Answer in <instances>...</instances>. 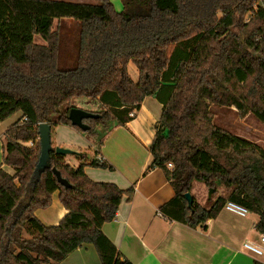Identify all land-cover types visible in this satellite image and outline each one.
Returning a JSON list of instances; mask_svg holds the SVG:
<instances>
[{
  "label": "trees",
  "instance_id": "trees-1",
  "mask_svg": "<svg viewBox=\"0 0 264 264\" xmlns=\"http://www.w3.org/2000/svg\"><path fill=\"white\" fill-rule=\"evenodd\" d=\"M10 25L0 60V123L22 116L6 131L0 165V264H58L73 251L93 244L102 264H134L104 234L124 195L113 182L92 180L86 165L113 169L94 157L75 167L67 155L51 151L48 166L37 170L39 125L66 124L90 137L100 126L112 127L136 118L146 97L163 105L145 173L161 168L175 195L160 207L169 220L206 228L228 202L258 214L264 233V146L215 124L213 105L254 115L264 125V0H112L98 4L64 0H0ZM10 9H7L5 7ZM80 21L75 65L59 66L60 29L55 19ZM3 25V26H2ZM36 35L45 43H38ZM139 71L133 80L129 64ZM79 97L98 100L99 118L90 129L69 118ZM56 114L57 118L52 119ZM33 142V144H30ZM172 164L170 168L168 165ZM14 169L9 173L2 166ZM53 168L70 186L62 185ZM195 181L215 191L205 205L184 193ZM227 188V195H218ZM68 213L48 226L36 215L52 203L53 194Z\"/></svg>",
  "mask_w": 264,
  "mask_h": 264
},
{
  "label": "crops",
  "instance_id": "crops-1",
  "mask_svg": "<svg viewBox=\"0 0 264 264\" xmlns=\"http://www.w3.org/2000/svg\"><path fill=\"white\" fill-rule=\"evenodd\" d=\"M134 65L133 62L129 64V72L133 80L138 81L139 71ZM132 67H135L134 72ZM95 101V105L87 102L86 107L96 109L100 103ZM162 111L161 102L155 97H146L136 118L125 125L115 122L100 135V144L97 138L70 125L58 124L52 128L59 137L58 146L84 151L87 155L84 161L90 162L96 157L113 165V169L86 165L84 170L92 180L113 182L124 190L135 188L131 200L124 195L116 218L103 224L104 234L122 256L134 264H264L263 256L246 247V243H260L261 233L256 228L258 214L249 211L242 215L224 207L216 218L208 221L206 228H192L169 220L160 212V207L174 197L175 191L161 168H153L147 173L145 170L152 159L150 147ZM21 116V112H17L0 123V165L4 156L5 133ZM246 128L264 131L251 125ZM261 140L256 137L255 142ZM70 155L75 157V161L69 158ZM77 157L71 153L66 160L78 167L83 161ZM2 167L11 174L15 172L5 164ZM228 193L229 190L222 195ZM67 213L59 199V191L53 194L50 206L35 211V215L48 226L59 224ZM58 264L102 263L96 248L90 243L73 251Z\"/></svg>",
  "mask_w": 264,
  "mask_h": 264
},
{
  "label": "rangeland",
  "instance_id": "rangeland-1",
  "mask_svg": "<svg viewBox=\"0 0 264 264\" xmlns=\"http://www.w3.org/2000/svg\"><path fill=\"white\" fill-rule=\"evenodd\" d=\"M64 1H70V2H83V3H91V4H98L99 0H64ZM114 4L116 5V8L118 10L123 9V0H112ZM9 9L7 6L5 7ZM10 11V9H9ZM0 17L4 20V22L7 23L8 19V25H10L11 15L7 16L6 11L4 8H2V3L0 2ZM3 26V25H2ZM60 29V49H59V66L62 69L71 68L75 65L78 50H79V36H80V22L78 20L72 19V18H62V19H55V25L54 28ZM0 32L4 33V36L6 33V29L1 28ZM3 38H0V60L4 57L5 50H6V40ZM36 42L38 43H45V41L41 38V36L36 35L35 37ZM135 66V65H134ZM135 68V67H134ZM132 67V72L133 69ZM87 102H89L92 105L96 104L95 99L87 98V97H79L74 99L72 102V105L75 107H80L86 110H90L93 112H98L102 110L103 108L99 104L96 109H89L87 108ZM213 113H214V122L215 124L222 126L226 129H228L231 132H234L240 136L246 137L249 136L251 140L255 141L256 137H260L262 140L259 141L258 144L264 146V131H258L254 130L253 128L249 131L248 128H246L248 125H251L254 128H259L264 130V125L254 116L249 115L247 117H241L235 108L229 109L224 108L220 106L213 105L211 107ZM12 117V116H11ZM57 115H52V119H56ZM115 121H112V124H114ZM99 128L102 129V134L105 133L107 129L103 128V126H100ZM52 145L53 147H57V134L55 131L52 132ZM97 140H99L100 137H95ZM248 138V139H250ZM60 139H63L60 137ZM81 156L85 154L84 151L80 152ZM80 155H78V159L80 160ZM69 158L72 161H75V157L70 155ZM194 191H193V197H195L197 202H201V204L205 205L207 201L210 199L209 197V191L204 183L195 181L194 183ZM227 188H222L221 194L225 193L227 191Z\"/></svg>",
  "mask_w": 264,
  "mask_h": 264
},
{
  "label": "water",
  "instance_id": "water-1",
  "mask_svg": "<svg viewBox=\"0 0 264 264\" xmlns=\"http://www.w3.org/2000/svg\"><path fill=\"white\" fill-rule=\"evenodd\" d=\"M99 117H100L99 113L89 111V110H86L80 107L73 106L69 111V118L71 120L72 125L78 126L84 131H87L90 129V125L86 123V120L96 119ZM39 140H40V145H41V152H40L39 160H38L37 167H36L37 170L45 169L48 166L50 157H51V151L53 149H55V152L57 154H62V155H68L74 152V150L67 148V147H62V146H57L55 148L53 147L51 123L45 122L39 125ZM53 171L55 175L57 176L58 181L62 185L70 186L69 181L62 176L61 172L58 169L53 168ZM214 191L215 189L210 188V191H209L210 198L212 197V194ZM184 197L188 201L189 207L191 208L194 203V198H193L192 193L190 191L186 192L184 193Z\"/></svg>",
  "mask_w": 264,
  "mask_h": 264
},
{
  "label": "built area",
  "instance_id": "built-area-1",
  "mask_svg": "<svg viewBox=\"0 0 264 264\" xmlns=\"http://www.w3.org/2000/svg\"><path fill=\"white\" fill-rule=\"evenodd\" d=\"M30 144H33V142H30ZM170 168L172 167V164L169 163L168 165ZM225 207L228 210L240 213L242 215H245L249 212V210L239 204H236L234 202H228ZM246 247H248L251 251L255 252L257 255L264 257V233H261L260 235V243H246Z\"/></svg>",
  "mask_w": 264,
  "mask_h": 264
}]
</instances>
